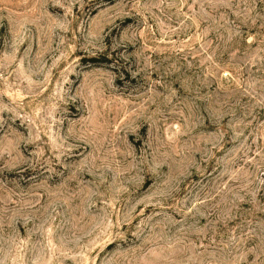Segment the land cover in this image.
<instances>
[{
  "label": "rangeland",
  "instance_id": "374dc122",
  "mask_svg": "<svg viewBox=\"0 0 264 264\" xmlns=\"http://www.w3.org/2000/svg\"><path fill=\"white\" fill-rule=\"evenodd\" d=\"M0 264H264V0H0Z\"/></svg>",
  "mask_w": 264,
  "mask_h": 264
}]
</instances>
